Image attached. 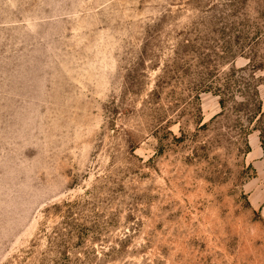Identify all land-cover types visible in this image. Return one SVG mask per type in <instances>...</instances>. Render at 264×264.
<instances>
[{
    "label": "rangeland",
    "instance_id": "1",
    "mask_svg": "<svg viewBox=\"0 0 264 264\" xmlns=\"http://www.w3.org/2000/svg\"><path fill=\"white\" fill-rule=\"evenodd\" d=\"M264 0H0V264H264Z\"/></svg>",
    "mask_w": 264,
    "mask_h": 264
},
{
    "label": "trees",
    "instance_id": "2",
    "mask_svg": "<svg viewBox=\"0 0 264 264\" xmlns=\"http://www.w3.org/2000/svg\"><path fill=\"white\" fill-rule=\"evenodd\" d=\"M261 134H262V137H261V142H262V144L264 145V135H263V133L261 132Z\"/></svg>",
    "mask_w": 264,
    "mask_h": 264
}]
</instances>
